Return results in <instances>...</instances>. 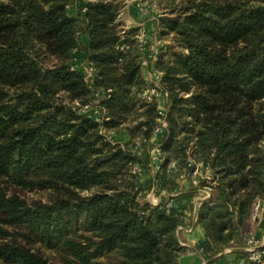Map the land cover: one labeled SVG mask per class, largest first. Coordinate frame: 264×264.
Segmentation results:
<instances>
[{
	"label": "trees",
	"instance_id": "1",
	"mask_svg": "<svg viewBox=\"0 0 264 264\" xmlns=\"http://www.w3.org/2000/svg\"><path fill=\"white\" fill-rule=\"evenodd\" d=\"M75 1L0 0V264H182L186 209L205 234L195 249L222 264L264 200V0L163 4L156 68L169 92L168 129L157 182L166 199L180 193L169 209L140 201L148 190L129 170L133 161L149 168L158 104L138 98L149 80L136 29L121 32L125 0H88L73 15ZM75 57L94 64V83L71 69ZM97 89H111L105 126L125 130L124 145L76 104ZM189 156L212 171L214 185L200 181L212 204L196 208L199 187L181 192ZM240 254L264 264V253L260 262Z\"/></svg>",
	"mask_w": 264,
	"mask_h": 264
},
{
	"label": "built area",
	"instance_id": "2",
	"mask_svg": "<svg viewBox=\"0 0 264 264\" xmlns=\"http://www.w3.org/2000/svg\"><path fill=\"white\" fill-rule=\"evenodd\" d=\"M139 1L140 10L145 12V4ZM151 37V38H150ZM136 40L139 44L140 50V64L144 69L148 79L149 84L138 93V98L146 101H155L158 104V118L157 123L154 128V134L149 142V170L160 171L161 165L165 159L164 152L162 149V136L166 129H168V98L169 92L163 86L161 82L162 73L156 68V62L158 61L159 52L158 50L161 47H164L165 41L161 37L159 24L153 29L151 35L148 34L145 25L138 26V31L136 35ZM151 41V42H150ZM122 50H127L128 46H122ZM72 70H81L85 76V79L89 83H94L97 78L96 68L91 61H82L78 58H74L71 65ZM111 89L102 90L97 89L95 91L94 98L85 104L76 102L77 106L80 107L81 113L86 114L87 116L96 120L100 125L101 134L106 138L107 141L113 145H124L126 137L123 133L117 131L116 129H107L105 124L111 120V117L108 115L107 109L103 104L110 96ZM128 138V137H127ZM136 147L141 148V142L136 141ZM187 165L193 170L194 176L192 178V184L195 187H200L203 171L209 166L205 165L203 161L195 160L193 157L189 156ZM172 169L178 168V161L173 160L171 163ZM134 172H141L142 167L140 165L134 166ZM210 180V179H209ZM155 187L150 190L149 196L153 194ZM174 196V195H172ZM201 199L206 200L209 204H212V190H204V194ZM162 200L156 201L155 205L162 204ZM259 203L256 204V209H259ZM166 208H171L174 206V198L167 200V203L164 205ZM197 208V206H196ZM183 226H179L181 230ZM244 250L248 253V258L252 261L260 262L264 253V233L262 234H248L245 236ZM233 264H243L242 262H237Z\"/></svg>",
	"mask_w": 264,
	"mask_h": 264
},
{
	"label": "crops",
	"instance_id": "3",
	"mask_svg": "<svg viewBox=\"0 0 264 264\" xmlns=\"http://www.w3.org/2000/svg\"><path fill=\"white\" fill-rule=\"evenodd\" d=\"M75 2H76L75 5H72L70 9L73 15H76L77 10L85 6L88 0H76ZM141 2H143L146 6L145 12L140 10V7H139L140 3L138 0H125L124 1V8L118 17V22L120 24L122 34H125L126 31H129L131 29H136L135 33L137 35L138 26L145 25L148 34L151 35V33L153 32V29H155L156 26L159 24L160 22L159 16L162 14L161 13L158 14L157 11L154 8H152L153 6H155V4L151 3L150 0H141ZM82 40L85 45L87 46L89 45L90 40L86 34L82 35ZM138 54H139V60H140V50L139 49H138ZM142 71H143L144 77L147 80H149L143 68H142ZM120 132L128 137V138L126 137V140L130 139V136L127 133L126 134L124 133L126 132L125 130H121ZM138 153L140 154L141 152L138 151ZM187 167L189 166L187 165ZM172 170L177 172L178 168L172 169ZM193 176H194V173L192 177L189 178L186 168L181 170L180 176H179L181 192L188 191V190L195 188V186L192 184ZM202 177L207 180L206 181L207 184L209 185L215 184V181H213L212 179V171L210 168L209 169L206 168L203 171ZM208 188L211 189V187L209 186H203L201 190L198 188L199 194L203 195L204 190ZM162 192H163V195L168 194L167 191L165 190H162ZM179 194H180L179 192H173L171 195H174V197H176ZM181 201H182L181 205H183L182 207H184L186 205V202L184 199H181ZM258 203L260 204L259 209H256L255 206ZM185 212L187 213L186 220L188 221V219H190L189 226L191 225L192 228L191 229L186 228L187 221H185V223L182 225L183 228L179 231L181 244L186 246L189 249L188 253L183 258L182 264H207L206 261L203 260L200 252L195 249V246L199 242L204 240L205 238L204 231L202 227L197 223L196 216L194 215L192 217L188 209H186ZM243 232L245 236L248 234H252V233H256V234L264 233V200L263 199L258 198L254 202L250 216L247 219V221L244 223ZM242 248H244V245L242 246L237 245L234 247L227 248L224 252V255L222 256V264H228V263L233 264L237 262H242L241 254H240V251L242 250Z\"/></svg>",
	"mask_w": 264,
	"mask_h": 264
},
{
	"label": "rangeland",
	"instance_id": "4",
	"mask_svg": "<svg viewBox=\"0 0 264 264\" xmlns=\"http://www.w3.org/2000/svg\"><path fill=\"white\" fill-rule=\"evenodd\" d=\"M161 1V2H160ZM165 1L166 0H158V2H154V4H155V6H153L152 8H154L156 11H157V13L159 14V13H161L162 15H160L159 16V21H160V18L163 16V11H164V6H163V4L165 3ZM151 2V1H150ZM151 3H153V2H151ZM165 5V4H164ZM163 39V38H162ZM166 40H167V37L165 38ZM164 40V39H163ZM166 40H164L165 41V44H166ZM165 46V45H164ZM163 48L164 47H161L159 50H158V52H159V57H160V55H161V51L163 50ZM159 57H158V59H159ZM144 101H146V100H144ZM120 132V131H119ZM140 148H135V150H139ZM135 165H140L141 167H142V171L141 172H134L135 170H134V166ZM144 167L141 165V164H139V163H137V162H135V161H133V162H131L130 164H129V170H130V172L131 173H133V174H135V175H138V177H139V179H140V183H143V184H145V187H146V189L145 190H148V192H147V194H145L144 196H140L139 197V200L140 201H142V202H149V203H151V204H153V205H155L156 204V201H160V200H162V204H166L167 203V200H169V199H171V198H174V196H171L169 199L167 198H165L164 196L165 195H163V192L162 191H160L159 190V186H158V182H157V176H158V174H159V171H151V170H149L150 168H146V169H143ZM153 187H155V190H154V193L153 194H155V195H151V196H149L148 194L150 193V190H152L153 189ZM199 192V191H198ZM33 196H37V195H35V194H33ZM42 195L41 194H39V197H41ZM203 195H201V194H197L196 195V197H195V205L197 206V208L199 207V204H200V201H202L201 200V197H202ZM39 197H37V198H39ZM46 196H44V198H45ZM185 221H187L186 220V217H185ZM189 224H190V219H188V221H187V227L186 228H188V229H191L192 228V226L190 225L189 226Z\"/></svg>",
	"mask_w": 264,
	"mask_h": 264
}]
</instances>
